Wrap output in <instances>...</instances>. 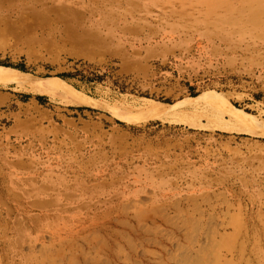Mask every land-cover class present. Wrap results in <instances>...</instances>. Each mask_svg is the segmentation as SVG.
<instances>
[{
    "label": "rangeland",
    "instance_id": "obj_1",
    "mask_svg": "<svg viewBox=\"0 0 264 264\" xmlns=\"http://www.w3.org/2000/svg\"><path fill=\"white\" fill-rule=\"evenodd\" d=\"M0 66V264H264V0H0Z\"/></svg>",
    "mask_w": 264,
    "mask_h": 264
},
{
    "label": "bare ground",
    "instance_id": "obj_2",
    "mask_svg": "<svg viewBox=\"0 0 264 264\" xmlns=\"http://www.w3.org/2000/svg\"><path fill=\"white\" fill-rule=\"evenodd\" d=\"M12 70L13 72L16 73H20V71L16 70V69H11L8 67H4V66H0V81L2 79L6 78V75L4 74L5 72ZM45 80H54L60 84H65V82L59 78H47ZM219 97L216 96L215 94H200L196 97H191V98H187L185 100H183L181 103L187 105V106H196L199 103H206V104H212V103H216L218 102ZM71 102L73 103H84V104H90L92 103L91 98L89 97H73L70 99ZM134 106V105H133ZM232 111H237L238 114H231L232 117H235L237 120L241 118V116L246 117V118H250V115L246 112H243L241 110H239L238 108L234 107L231 105V109ZM238 115V116H237ZM240 115V116H239Z\"/></svg>",
    "mask_w": 264,
    "mask_h": 264
},
{
    "label": "trees",
    "instance_id": "obj_3",
    "mask_svg": "<svg viewBox=\"0 0 264 264\" xmlns=\"http://www.w3.org/2000/svg\"><path fill=\"white\" fill-rule=\"evenodd\" d=\"M70 75H74V74H71V73H68V74H60L59 76L61 78H65V77L70 76Z\"/></svg>",
    "mask_w": 264,
    "mask_h": 264
}]
</instances>
